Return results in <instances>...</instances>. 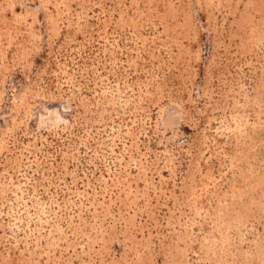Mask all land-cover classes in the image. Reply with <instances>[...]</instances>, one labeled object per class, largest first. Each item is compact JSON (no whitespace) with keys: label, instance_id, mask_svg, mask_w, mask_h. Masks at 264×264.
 Masks as SVG:
<instances>
[{"label":"rangeland","instance_id":"1","mask_svg":"<svg viewBox=\"0 0 264 264\" xmlns=\"http://www.w3.org/2000/svg\"><path fill=\"white\" fill-rule=\"evenodd\" d=\"M0 264H264V0H0Z\"/></svg>","mask_w":264,"mask_h":264}]
</instances>
